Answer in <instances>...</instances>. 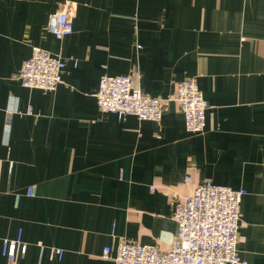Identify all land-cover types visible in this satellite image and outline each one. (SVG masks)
<instances>
[{
    "label": "crops",
    "instance_id": "1",
    "mask_svg": "<svg viewBox=\"0 0 264 264\" xmlns=\"http://www.w3.org/2000/svg\"><path fill=\"white\" fill-rule=\"evenodd\" d=\"M67 5L59 38L49 21ZM34 46L66 62L54 90L18 78ZM105 74L166 99L162 119L100 111ZM189 77L208 102L201 133L176 100ZM207 180L246 189L238 253L264 264V0H0V264H115L103 249L122 241L167 251L177 200ZM20 231L27 250L9 259Z\"/></svg>",
    "mask_w": 264,
    "mask_h": 264
},
{
    "label": "built area",
    "instance_id": "2",
    "mask_svg": "<svg viewBox=\"0 0 264 264\" xmlns=\"http://www.w3.org/2000/svg\"><path fill=\"white\" fill-rule=\"evenodd\" d=\"M73 9L67 5L51 15L49 31L59 38L73 32ZM65 60L41 47L34 46L18 73L25 87L54 90L63 82ZM100 111L112 112L122 118L135 115L141 120L162 119L166 99L152 97L134 85L130 75H102L96 94ZM13 100V99H12ZM176 100L185 117V127L190 133L204 131L208 102L196 78L189 77L177 86ZM15 110L9 106V114ZM28 114H32L29 108ZM10 122L5 128V143H8ZM188 181L191 177L186 178ZM246 189L212 183L210 180L197 185L190 194L179 198L175 204L173 218L177 233L167 251L156 245L136 241H122L117 252L111 256V247L103 249L105 259L112 258L115 264H248L238 253L241 224L240 205ZM27 194L33 196L35 188L29 187ZM21 231L16 239L4 238L2 253L9 259L16 256L18 247L22 254L27 244L22 241ZM61 258L63 249H56Z\"/></svg>",
    "mask_w": 264,
    "mask_h": 264
}]
</instances>
